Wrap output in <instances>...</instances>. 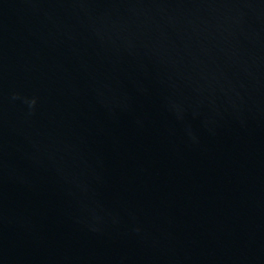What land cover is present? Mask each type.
Wrapping results in <instances>:
<instances>
[{
    "label": "water",
    "instance_id": "95a60500",
    "mask_svg": "<svg viewBox=\"0 0 264 264\" xmlns=\"http://www.w3.org/2000/svg\"><path fill=\"white\" fill-rule=\"evenodd\" d=\"M262 226L264 0H0V264H197Z\"/></svg>",
    "mask_w": 264,
    "mask_h": 264
},
{
    "label": "clouds",
    "instance_id": "9594fccd",
    "mask_svg": "<svg viewBox=\"0 0 264 264\" xmlns=\"http://www.w3.org/2000/svg\"><path fill=\"white\" fill-rule=\"evenodd\" d=\"M33 103H35V101H33Z\"/></svg>",
    "mask_w": 264,
    "mask_h": 264
}]
</instances>
